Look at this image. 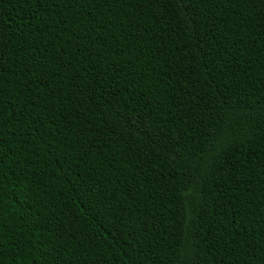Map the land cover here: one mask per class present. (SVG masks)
Listing matches in <instances>:
<instances>
[{"label":"trees","instance_id":"obj_1","mask_svg":"<svg viewBox=\"0 0 264 264\" xmlns=\"http://www.w3.org/2000/svg\"><path fill=\"white\" fill-rule=\"evenodd\" d=\"M0 264H264V0H0Z\"/></svg>","mask_w":264,"mask_h":264}]
</instances>
